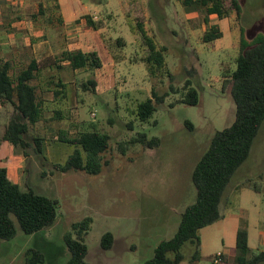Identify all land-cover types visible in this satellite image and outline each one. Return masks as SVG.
I'll return each instance as SVG.
<instances>
[{"label": "rangeland", "instance_id": "obj_1", "mask_svg": "<svg viewBox=\"0 0 264 264\" xmlns=\"http://www.w3.org/2000/svg\"><path fill=\"white\" fill-rule=\"evenodd\" d=\"M48 2L17 1L12 5L9 0H0V63L11 62L13 78L34 57L13 23H31L33 31L51 38L53 46L60 42L72 48L89 46L86 24L73 34L77 39L66 40L63 28L48 23L50 14L57 16L59 11L53 0ZM84 2L103 6L99 16L106 28L103 54L107 66L101 72L74 71L60 63L38 75L33 83L43 101V118L29 131L26 149L1 140L8 122L19 115L13 106L0 105V168H7L11 180L22 190L31 187L58 201L52 226L30 235L18 227L14 239L0 240V264H26L30 249L44 254L41 264H67L70 252L65 235L85 218L92 219L85 237L90 264H145L152 259L157 246L176 234L186 207L196 201L194 168L214 135L235 120L231 75L239 55L241 28L252 40L264 22V0H239L243 9L240 17L229 0L230 16L220 19L211 15L208 23L202 6L186 8L182 0ZM137 14L157 46L166 48L165 67L155 76L147 70V47L135 31ZM212 26H217L223 36L205 43L204 35ZM60 79L65 87L54 97L55 85L50 81ZM90 79L96 80L97 86L84 91L82 85ZM187 81L198 91L195 106L180 102ZM153 91L168 96L157 105L150 123H141L135 110L153 97ZM91 124L111 137L101 174L61 172L57 166L63 165L75 148L62 139L74 138L91 129ZM137 133L159 138L160 146L149 149L137 144L123 155L119 144ZM36 140L41 141V152ZM221 213L223 218L202 232L205 246L200 259L192 260L195 247L186 243L181 264H216L214 258L219 253L223 254L219 264H234L235 227L249 228L251 256L264 250V123L248 160L223 196ZM106 233L113 235L110 249L102 247Z\"/></svg>", "mask_w": 264, "mask_h": 264}, {"label": "trees", "instance_id": "obj_2", "mask_svg": "<svg viewBox=\"0 0 264 264\" xmlns=\"http://www.w3.org/2000/svg\"><path fill=\"white\" fill-rule=\"evenodd\" d=\"M240 17L243 9L239 0H230ZM100 3V2H99ZM229 0H182L186 8L200 5L208 16L216 15L220 19L228 18L231 10ZM136 6V4H134ZM138 6V5H137ZM135 16L136 33L144 41L148 55L145 58L147 70L151 76L165 67L166 48H159L147 34L140 20ZM88 27L97 29L98 24L91 17H85ZM217 26H212L204 35V42L211 43L222 38ZM120 43V41H118ZM56 65L67 62L74 70L97 71L103 68V60L97 51L82 50L64 51L57 58ZM60 67V66H59ZM12 64L9 61L0 63V105L13 106L19 118L11 119L5 127L1 140L16 147L26 149L29 143L26 137L32 127L43 118V101L38 87L33 83L38 75L49 68L47 61L38 62L32 59L27 68L21 70L13 78ZM231 95L236 107L235 120L229 127L217 132L198 164L193 170L192 181L197 191L195 203L184 210L179 228L173 238L161 242L155 249L154 257L145 264H181L184 260L182 248L186 243L195 247L193 261L200 259L202 229L211 226L223 218L221 203L223 196L237 170L248 160L254 141L264 123V22L262 31L252 40L248 39L244 28H241L240 50L236 60V68L231 75ZM53 90L58 97L65 83L60 79ZM97 86V81L90 79L82 85L84 91L88 87ZM186 93L180 102L195 106L199 103L198 91L189 81L184 86ZM173 93H177L172 88ZM168 94L157 95L138 104L135 114L141 123H150L157 105L162 104ZM91 129L80 132L74 138H63L62 141L74 145V151L63 165L57 166L63 173L84 171L89 175L101 174L104 166V155L110 148L111 137L100 132L94 124ZM159 138L149 139L146 133H137L127 142L119 144V150L126 155L133 145H142L153 149L160 146ZM37 151L41 152V141L36 140ZM252 187V186H251ZM58 215V201L36 193L31 187L22 190L14 183L7 168H0V240L9 241L18 235V227L22 233L30 235L52 226ZM91 218L75 223L72 231L65 235V243L70 252L67 264H90L87 262L88 247L85 237L90 231ZM113 235L106 233L102 238V247L110 249ZM237 255L234 264L264 263V250L251 256L249 234L247 228H241L236 236ZM26 264L45 262L42 252L30 249L26 252ZM221 264H227L222 261Z\"/></svg>", "mask_w": 264, "mask_h": 264}, {"label": "crops", "instance_id": "obj_3", "mask_svg": "<svg viewBox=\"0 0 264 264\" xmlns=\"http://www.w3.org/2000/svg\"><path fill=\"white\" fill-rule=\"evenodd\" d=\"M9 1H11L13 5L17 1H20L21 3H23V2H29L30 0H9ZM53 1H54L55 6L57 7V11L58 10L59 11H58L57 16H56V13L50 14L48 18V23L54 28H57V26H60L59 28H63L64 35H65L64 39L66 40H73V38L77 39L76 36H74L73 34L78 31V27H83L85 24L88 27V23L85 17L89 15H90L89 17H91V19L95 23L98 24V27L96 30L88 27V31H87L88 33H85L87 39H89L88 48H85L83 46H78V45L72 48L70 47V45L64 46L62 42H60L59 45L57 46H53V42L51 38L43 36L41 31H33L34 28L33 26H31V23H28V24L25 23L26 25L24 26L21 25V22L13 23L12 27L16 29L17 33H19L18 37L23 38L22 42L24 41L26 43V46H31L34 52V57L32 59H35L38 62L47 61L49 63V68H53L58 63L56 62L57 55H59L57 54L58 51H60V53L64 51H72V50H82L84 52L97 51L103 60V68L101 70H97L101 72L107 66V64L105 63L106 60L103 54L106 49L105 47L106 28L102 26L103 24L101 22V19L103 18L99 16V13L103 11L102 10L103 6L95 5L92 3H86L84 2V0H53ZM49 2H52V0H49ZM37 15H38V11H37ZM37 15L35 14L33 17H36ZM54 21H58L57 23L58 25H56ZM24 34H27V36ZM57 42H58V39L56 43ZM62 63L68 65L67 62H62ZM208 227L202 229L200 232L201 233V248H204L205 246L204 239L202 237V232L205 231ZM234 230L237 235L239 228L235 227ZM247 230H248L249 239H250L249 228Z\"/></svg>", "mask_w": 264, "mask_h": 264}, {"label": "built area", "instance_id": "obj_4", "mask_svg": "<svg viewBox=\"0 0 264 264\" xmlns=\"http://www.w3.org/2000/svg\"><path fill=\"white\" fill-rule=\"evenodd\" d=\"M221 257H222V255H221V254H218L217 257L214 258V262H215L216 264H218V263L221 261Z\"/></svg>", "mask_w": 264, "mask_h": 264}]
</instances>
